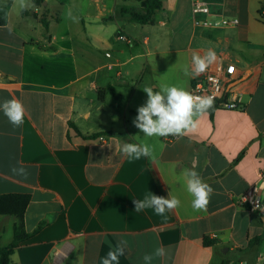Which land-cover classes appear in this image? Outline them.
<instances>
[{
  "label": "crops",
  "instance_id": "0c3cea01",
  "mask_svg": "<svg viewBox=\"0 0 264 264\" xmlns=\"http://www.w3.org/2000/svg\"><path fill=\"white\" fill-rule=\"evenodd\" d=\"M43 1L0 0V102L18 99L25 109L19 127L0 111V195L31 196L30 237L11 264H101L122 240L119 264H144L158 247L166 255L152 264H264V217L237 202L245 194L264 201V0H161L146 26L117 15L139 9L138 0ZM195 1L239 25L196 27L208 17L194 16ZM210 48L235 65L226 89L242 108L207 111L194 132L169 142L145 136L132 122L147 100L142 89L191 92L196 77L185 67ZM123 143L148 144L152 157L128 158ZM189 169L213 189L205 210L192 207ZM150 193L181 204L164 216L136 212L133 200ZM16 222L0 216L1 246Z\"/></svg>",
  "mask_w": 264,
  "mask_h": 264
},
{
  "label": "clouds",
  "instance_id": "9594fccd",
  "mask_svg": "<svg viewBox=\"0 0 264 264\" xmlns=\"http://www.w3.org/2000/svg\"><path fill=\"white\" fill-rule=\"evenodd\" d=\"M21 7H27L25 0H20ZM218 57L213 49H208L203 55L193 53L192 69L185 67V75L193 78L203 74ZM146 95V102L137 108V115L133 125L147 137L185 136L194 132L199 124V117L213 108L215 97L211 95H193L184 88L177 86H161L157 91L152 87L142 89ZM0 111L8 118L13 127H19L24 122L25 109L18 99L0 102ZM123 145V146H122ZM122 155L128 158L140 159L152 157V149L148 144L123 143L120 146ZM186 190L193 197L192 207L196 211L205 210L211 194L212 187L203 181L199 173L189 169L185 173ZM136 212L147 208L154 209L156 215L164 216L178 208L181 201L168 195L167 198L153 193L144 199L133 200ZM127 241H120L114 248H110L107 255L102 258L101 264H119V257L124 255ZM166 255L163 247H158L152 253L143 255L144 264H152L156 258Z\"/></svg>",
  "mask_w": 264,
  "mask_h": 264
},
{
  "label": "built area",
  "instance_id": "2783aa9c",
  "mask_svg": "<svg viewBox=\"0 0 264 264\" xmlns=\"http://www.w3.org/2000/svg\"><path fill=\"white\" fill-rule=\"evenodd\" d=\"M192 11L196 17L203 14L208 18L205 20L194 19V25L204 31H211L219 28H236L240 21L237 18H230L223 15H212L210 7L207 3L195 1ZM213 17L212 19L209 17ZM259 17L264 22V2L259 11ZM128 42L126 37H120ZM109 56V54H107ZM217 61L210 65L209 68L200 76L196 77L191 86V94L193 95H211L215 97V109L240 110L241 95L238 92L226 89L227 85L234 82L237 78V69L232 63H225L222 57L217 56ZM107 137L101 135L99 140L106 141ZM177 139V136H169L166 140L172 141ZM238 204L248 206L253 212H256L261 217H264V201L260 197L253 194H245L239 197ZM234 264H247L246 262H237Z\"/></svg>",
  "mask_w": 264,
  "mask_h": 264
},
{
  "label": "trees",
  "instance_id": "16d2710c",
  "mask_svg": "<svg viewBox=\"0 0 264 264\" xmlns=\"http://www.w3.org/2000/svg\"><path fill=\"white\" fill-rule=\"evenodd\" d=\"M138 1L140 2L139 9L122 7L117 15L128 16L131 22L141 26L155 25L156 15L158 14V12L162 11L163 8L161 0ZM43 2V0H33V5L41 6ZM110 20H114V17H111ZM4 24V19L0 17V26ZM43 25L44 29L47 30L48 24L46 21H43ZM214 109L215 107L209 109L208 112L212 114ZM94 137L96 138L97 136ZM241 156L238 158L237 162L241 159ZM30 200L31 196L28 194L0 195V216L13 217L17 221L14 226L13 241L6 246L0 245V264H11L10 257L19 248L20 244L30 237V235L26 233L24 227V215L30 203ZM256 240H260V238ZM204 244L206 246H211L212 242L208 239H205Z\"/></svg>",
  "mask_w": 264,
  "mask_h": 264
},
{
  "label": "water",
  "instance_id": "95a60500",
  "mask_svg": "<svg viewBox=\"0 0 264 264\" xmlns=\"http://www.w3.org/2000/svg\"><path fill=\"white\" fill-rule=\"evenodd\" d=\"M233 86H234V84L232 83L230 87H233Z\"/></svg>",
  "mask_w": 264,
  "mask_h": 264
}]
</instances>
